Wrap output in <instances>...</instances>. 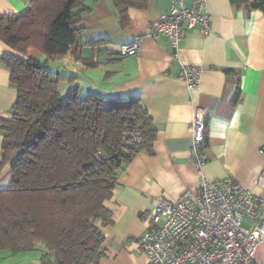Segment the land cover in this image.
Segmentation results:
<instances>
[{
	"label": "crops",
	"instance_id": "1",
	"mask_svg": "<svg viewBox=\"0 0 264 264\" xmlns=\"http://www.w3.org/2000/svg\"><path fill=\"white\" fill-rule=\"evenodd\" d=\"M30 1L0 0V13L22 15ZM83 1L88 9L78 23L82 29L76 42L81 57L70 50L50 59L35 49L30 54L58 77L61 98L71 87H77L80 98L89 93L136 98L151 118L152 151L140 149L120 166L104 202L111 222L100 227L104 241L99 264H144L138 240L150 223L147 215L155 196L177 200L196 188L201 172L209 178L233 177L264 197V190L253 186L263 164L259 149H264V11L206 0L208 34L197 27L186 29L174 55L167 37L150 34L171 0H147L142 8H128L124 25L111 0ZM136 39L139 52L121 56L119 46ZM3 54L22 56L0 40V162L1 123L11 118L16 98ZM186 65L200 68L197 84L178 78ZM196 107L206 115L208 159L200 170L189 159L188 124ZM10 175L7 163L0 170V189L9 185ZM41 254L40 249L16 254L2 249L0 264H42ZM255 262L264 264L263 241Z\"/></svg>",
	"mask_w": 264,
	"mask_h": 264
},
{
	"label": "trees",
	"instance_id": "2",
	"mask_svg": "<svg viewBox=\"0 0 264 264\" xmlns=\"http://www.w3.org/2000/svg\"><path fill=\"white\" fill-rule=\"evenodd\" d=\"M111 1L124 25L128 8L147 0ZM229 1L264 11V0ZM87 9L83 0H31L22 15L0 13V40L22 55L1 57L16 98L11 118L1 123L0 170L10 163L11 175L0 189V250L40 249L42 264H99L100 227L111 222L104 202L117 171L136 151H152L155 138L138 99L80 98L77 87L61 98L58 77L30 54L35 49L50 59L70 50L81 57L78 23ZM133 124L141 140L124 143Z\"/></svg>",
	"mask_w": 264,
	"mask_h": 264
},
{
	"label": "built area",
	"instance_id": "3",
	"mask_svg": "<svg viewBox=\"0 0 264 264\" xmlns=\"http://www.w3.org/2000/svg\"><path fill=\"white\" fill-rule=\"evenodd\" d=\"M195 27L203 35L209 32L206 0H171L168 10L152 23L150 34L167 37L175 55L183 32ZM140 47V39H136L120 45L118 52L121 56L136 54ZM200 72L197 66H182L178 78L195 85ZM128 129L123 142H140L138 125ZM188 131L189 159L200 170L208 159L203 108L193 110ZM259 154L263 164L253 186L264 190L263 148ZM263 208L264 197L251 187L230 176L209 178L200 172L196 188L177 200L154 197L147 215L150 223L138 240L146 257L144 264H256V248L264 240ZM244 218L248 226L243 224Z\"/></svg>",
	"mask_w": 264,
	"mask_h": 264
},
{
	"label": "rangeland",
	"instance_id": "4",
	"mask_svg": "<svg viewBox=\"0 0 264 264\" xmlns=\"http://www.w3.org/2000/svg\"><path fill=\"white\" fill-rule=\"evenodd\" d=\"M243 224H244L245 226H248V225H249V221L247 220V218H244ZM261 242H262V241H261ZM263 244H264V240H263Z\"/></svg>",
	"mask_w": 264,
	"mask_h": 264
}]
</instances>
